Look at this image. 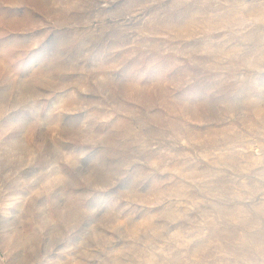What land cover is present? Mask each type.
<instances>
[{"label":"rangeland","instance_id":"374dc122","mask_svg":"<svg viewBox=\"0 0 264 264\" xmlns=\"http://www.w3.org/2000/svg\"><path fill=\"white\" fill-rule=\"evenodd\" d=\"M0 264H264V0H0Z\"/></svg>","mask_w":264,"mask_h":264}]
</instances>
